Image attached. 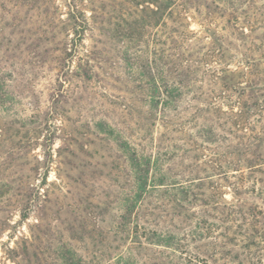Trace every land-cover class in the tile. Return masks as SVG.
I'll list each match as a JSON object with an SVG mask.
<instances>
[{
	"label": "rangeland",
	"instance_id": "rangeland-1",
	"mask_svg": "<svg viewBox=\"0 0 264 264\" xmlns=\"http://www.w3.org/2000/svg\"><path fill=\"white\" fill-rule=\"evenodd\" d=\"M47 1L0 0V264H188L191 255L199 261L192 264H264V240L243 254L228 242L242 239L239 222L227 226L202 203L180 209L153 194L134 204L127 231L115 228L132 185L121 148L128 135L151 162L156 153L173 158L169 175L183 173L186 163L219 166L209 172L226 175L212 177L219 205L253 209L255 218L246 215V224L264 228L263 117L241 118L238 100L219 88L216 97L219 92L224 98L217 108L231 114L220 121L228 122L223 128L230 132L218 129L226 144H206L185 160L178 149L184 141L170 124L155 120L137 94H128L131 86L125 84V50L140 56L153 48L157 27L145 18L154 8L149 0ZM182 1L174 0L172 9L183 18L185 44L210 43L212 33L222 39L224 57L207 58L210 71H242L243 83L264 78V0H247L236 14L232 24L243 33L237 41L227 38L223 18L199 16ZM70 13L80 26L69 28V47L76 56L98 47L111 77L61 81L48 54L50 31ZM68 60L72 70L77 60ZM129 99L130 117L124 107ZM99 121L111 135L98 130ZM254 154L261 160H252ZM203 223L211 226L209 233L196 228ZM167 236L180 241L178 250L164 246Z\"/></svg>",
	"mask_w": 264,
	"mask_h": 264
},
{
	"label": "trees",
	"instance_id": "trees-1",
	"mask_svg": "<svg viewBox=\"0 0 264 264\" xmlns=\"http://www.w3.org/2000/svg\"><path fill=\"white\" fill-rule=\"evenodd\" d=\"M35 1L33 0V3ZM47 2L50 4L49 0ZM146 2L154 7L149 9V14L145 15V18L154 21V26L157 27L153 48L143 50L140 56L125 50L122 57L123 69L127 76L125 84L129 83L128 87L131 86L127 88L128 94H137L140 103L147 107L150 115L155 120L162 121L161 123L170 124L171 131L180 138V141H184L183 147H178L184 153L183 158L188 160L190 152L197 153L206 144L216 145L218 142L226 144L227 140L224 138L225 136L221 135L222 131L219 130L229 133V129L223 128L228 122L221 123L220 121L223 117H227L226 119L229 120L231 114L217 108V100L224 98L218 92L219 99H217L219 88L238 100L239 113L237 115L241 118L247 119L252 115H257L262 116L264 120V78L256 75V83L251 80L243 83L238 81L243 79L242 71L237 73L228 69L219 72L210 71V65L206 59L212 57L219 61L224 57L221 37L212 33L208 37L211 40L210 43L197 39L196 44H185L183 41L185 25L179 13L172 9L175 4L174 0H149ZM245 2L247 0L182 1L186 8L193 10L199 16L205 13L223 18L225 26L229 28L227 38L236 41L239 39L238 35L243 36V33H238L232 23L237 21L235 16L242 11ZM226 12L227 15H225ZM79 19L77 15L70 13L64 21L58 19V25L52 23L48 50L50 62L55 65V69H57V73L63 82L70 81L72 76L85 82L99 76L111 77L106 69L108 62L98 47L93 46L89 52L81 53V55L78 53L77 56L75 55L77 53L75 47L73 48V45L69 47L68 31L80 26L78 24ZM128 27L130 28V26ZM123 37L130 38L131 36L123 34ZM71 57L77 60L72 70L66 66ZM67 76L70 79H67ZM206 76H209L210 79L203 81ZM245 78L248 79V77ZM202 83L209 87L208 91H203ZM229 97L226 98L229 100ZM130 102H133V99H129L124 105L129 117L133 105ZM197 121H202V125L192 134L189 129ZM96 127L100 132L111 135L106 123L99 121L96 123ZM130 139L128 135L121 148L126 156L132 185L124 198V203L127 205L122 210L121 222L115 227L117 231L122 233L127 231L135 203H142L149 196L156 194L164 196L167 202L175 203L176 207L180 209L193 203L212 206V210L218 212L219 219L225 221L226 225L227 223L235 225L239 222L236 227L243 231L238 233L242 239L237 244H233L235 238L228 239V242L238 246L243 250V254H249L252 247H258L259 241L264 240V228L257 230L250 221V224L245 222L247 220L246 215L252 219L255 218L253 209L245 207V211L239 204L235 207L226 203L219 205V199L216 197V181L212 177L219 176L224 180L226 175L223 172L209 175L210 171L217 172L219 166H207L205 163V167H200L195 163H186L183 166V173L169 175L168 171H171V168L167 166L174 161L173 158H166L165 155L156 153L157 155L151 162L149 157L137 149L138 143L136 145ZM261 158V155L254 154L252 160H261ZM252 160H248L250 164L254 163ZM200 171L203 176L199 175ZM178 176L180 179H176ZM244 225H248L250 228H243ZM205 226L203 223L202 226L198 225L196 228L199 232L204 230L209 233L212 230L211 226ZM247 231L249 232L245 233ZM193 234L199 233L195 231ZM224 235L222 232L220 237H224ZM161 242L167 248L174 247L175 250L180 248V241L175 237L167 236ZM187 260L188 264L199 262L192 255L187 257Z\"/></svg>",
	"mask_w": 264,
	"mask_h": 264
}]
</instances>
